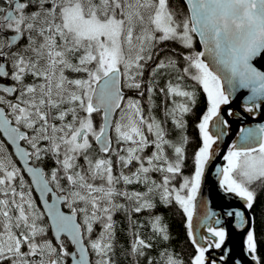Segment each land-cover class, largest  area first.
<instances>
[{
  "label": "snow or ice",
  "instance_id": "6c2138e0",
  "mask_svg": "<svg viewBox=\"0 0 264 264\" xmlns=\"http://www.w3.org/2000/svg\"><path fill=\"white\" fill-rule=\"evenodd\" d=\"M241 89L264 0H0V264H264V126L214 163Z\"/></svg>",
  "mask_w": 264,
  "mask_h": 264
},
{
  "label": "flooded vegetation",
  "instance_id": "af4514ba",
  "mask_svg": "<svg viewBox=\"0 0 264 264\" xmlns=\"http://www.w3.org/2000/svg\"><path fill=\"white\" fill-rule=\"evenodd\" d=\"M247 104H240V111L234 107H228V105L224 106L222 109V115L224 110H230L235 115L232 116H224L225 119L229 121V127L226 129L227 134L222 137L221 141H219V149L218 153L220 152L222 146L225 142L231 137V141L227 150L231 147L233 143H236L237 139L240 137L241 129L247 128H257L259 126H264V106H262L259 110L255 113H248L246 111ZM236 131L233 136H231L232 131L235 129ZM215 131V129H212ZM226 150V152H227ZM226 154V153H225ZM223 163V161H222ZM212 177L214 175V171H212ZM209 204L212 205V210L216 211L219 214H222V209H226L229 206H238L241 202L234 199L229 198L227 196H222L220 194H216L215 192L211 193L210 200L208 201ZM204 233V229L200 228V234ZM231 246L234 247V250L237 253V258H239V238L238 236L231 242Z\"/></svg>",
  "mask_w": 264,
  "mask_h": 264
},
{
  "label": "water",
  "instance_id": "95a60500",
  "mask_svg": "<svg viewBox=\"0 0 264 264\" xmlns=\"http://www.w3.org/2000/svg\"><path fill=\"white\" fill-rule=\"evenodd\" d=\"M249 95H251V93L247 89L239 90V92H237L236 94L233 95V97H232L233 103L228 105V107H234L240 111V104H247ZM236 129L237 128L235 126V129L232 131L231 136L234 135ZM239 138L237 139L236 143L239 141ZM230 141H231V137L222 146L220 152L218 153L217 160L214 161L215 164H217V165L222 164V160L220 159V157H222L226 153V150L230 144ZM212 171H214L213 177L211 174ZM208 181H210V182H207L204 189H203V203L206 204L207 207L212 210V205L209 204V202H208L210 200L211 193L215 192L216 194H220L222 196H226V195L218 187L217 177L215 175V168H213L211 170L210 174L208 175ZM203 211H204L203 206H201L198 202L197 217H194V220H193L194 229L197 231L198 236L200 235V228H201L199 217L202 216Z\"/></svg>",
  "mask_w": 264,
  "mask_h": 264
},
{
  "label": "trees",
  "instance_id": "16d2710c",
  "mask_svg": "<svg viewBox=\"0 0 264 264\" xmlns=\"http://www.w3.org/2000/svg\"><path fill=\"white\" fill-rule=\"evenodd\" d=\"M172 228L175 234L174 241L176 243V246L180 248L184 247L186 236H185V230L179 220V217H175L172 219Z\"/></svg>",
  "mask_w": 264,
  "mask_h": 264
}]
</instances>
